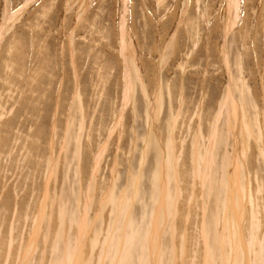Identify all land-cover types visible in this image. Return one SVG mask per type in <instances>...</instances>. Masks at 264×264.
Instances as JSON below:
<instances>
[{
	"label": "rangeland",
	"instance_id": "1",
	"mask_svg": "<svg viewBox=\"0 0 264 264\" xmlns=\"http://www.w3.org/2000/svg\"><path fill=\"white\" fill-rule=\"evenodd\" d=\"M230 1L0 0V264L62 261L79 248L83 214L80 264H119L134 232L125 264H204L203 229L217 244L242 200L234 231L264 239V0ZM126 68L131 99L118 121ZM195 151L212 162L202 185Z\"/></svg>",
	"mask_w": 264,
	"mask_h": 264
},
{
	"label": "bare ground",
	"instance_id": "2",
	"mask_svg": "<svg viewBox=\"0 0 264 264\" xmlns=\"http://www.w3.org/2000/svg\"><path fill=\"white\" fill-rule=\"evenodd\" d=\"M127 2V1H126ZM125 2V3H126ZM230 2H232V4H233V6H235V8L234 9H236L237 10V8H238V0H231ZM229 5V4H228ZM7 6V5H6ZM232 6V5H231ZM8 7H9V5L7 6V8H6V10L8 9ZM127 7V6H126ZM227 8V7H226ZM229 9H230V7H228ZM227 8V9H228ZM228 9V10H229ZM230 11V10H229ZM231 12V11H230ZM232 12H235L234 10H232ZM232 15H234V13L232 14ZM13 16V15H12ZM205 16V15H204ZM230 17H231V14L229 15ZM122 18V17H121ZM11 19V15L10 16H7V14H5V18H4V20H6V21H8V20H10ZM233 19V18H232ZM12 20V19H11ZM234 20V19H233ZM5 21V22H6ZM127 21V20H126ZM233 22V21H232ZM235 23V21L232 23V25ZM6 24L7 23H4L3 25H2V27H1V29H0V41L2 40V36H3V34H4V32H5V27H6ZM125 24H126V22H125V17L124 18H122L121 19V29H120V36H121V44H122V52L123 51H125V50H127V48H128V46L129 45H127L126 47V49H125V45H124V41H125ZM72 43V42H71ZM127 44V43H126ZM71 46V45H70ZM125 49V50H124ZM126 52V51H125ZM122 54V53H121ZM126 54H128V53H126ZM123 57L124 56H126V55H122ZM127 58V57H126ZM127 60V59H126ZM125 60V58H124V61H126ZM126 63V62H125ZM126 65V64H125ZM127 65H128V63H127ZM127 67V66H126ZM124 75V74H123ZM124 78V77H123ZM230 87V86H229ZM131 88H132V83H131V79H130V68L128 69V68H126V72H125V89H124V102H122V104H123V107H122V111H121V113H120V116H119V119H118V121H121L122 119H123V110L127 107V103L130 101V99H131ZM229 89V88H228ZM231 90L232 89H229V93H227V95H226V99H225V101L223 102V104H222V108L221 109H223V108H225L226 107V105H228V104H230V101L231 100H233V97H232V94H231V97H232V99H231V97H230V93H231ZM158 100V99H157ZM230 100V101H229ZM156 102V101H155ZM158 102V101H157ZM232 103V102H231ZM130 104V103H129ZM233 104V103H232ZM152 107V106H151ZM228 107H229V105H228ZM233 107V108H232ZM232 107H230V108H232V109H235L236 107H235V104H233V106ZM153 109L155 108V111H157L156 110V107H155V105H154V102H153V107H152ZM152 110V109H151ZM223 110H225V109H223ZM229 110H231V109H229ZM236 110V109H235ZM221 111V110H220ZM152 112V111H151ZM154 112V111H153ZM152 112V113H153ZM234 112V111H233ZM232 113V112H231ZM150 114V113H149ZM221 114V113H220ZM220 114L218 115V117L220 118ZM234 114V113H233ZM154 114H152V117H154L153 116ZM235 115H237V114H235ZM238 116V115H237ZM156 117V116H155ZM158 117V116H157ZM157 117H156V119H157ZM155 120V119H154ZM261 123V122H260ZM262 124V123H261ZM156 130V129H155ZM237 132V131H236ZM158 134V133H157ZM214 135H215V132H213V134H212V137H211V139H213L214 138ZM160 138V137H159ZM212 141V140H211ZM210 141V142H211ZM54 145V144H53ZM247 145V144H246ZM173 146V145H172ZM239 146V143H237V147ZM104 147V146H103ZM236 147V142H235V144H234V147H233V149L235 150V154H234V156H233V159H235V160H237V158H238V151H236L237 149L235 148ZM166 148V147H165ZM172 148H174V147H172ZM163 149V148H162ZM168 149V148H167ZM194 150H196V147L194 148ZM51 151V150H50ZM162 151H164V150H162ZM198 151V150H197ZM197 151H195V153L196 154H194V156H193V169H194V176H195V178H199L200 180V184L202 183V181H201V179L203 178V176L201 177V175L203 174V171H202V173L200 172V166H203L202 168L204 169V166H205V169H207L206 167H208L209 166V168H210V165L212 164V162L210 163L209 162V165H207L206 166V161L207 160H209L208 159V157H209V151L207 152V154H206V156H205V159L204 160H202V157H203V155H202V157H201V155H199V153L197 152ZM168 152V151H167ZM211 152V151H210ZM240 152V151H239ZM99 153H102V152H100L99 151ZM173 153V152H172ZM172 153H171V151H169L168 152V155L167 154H164L165 156H166V160L163 158L162 159V161L166 164V166H167V163L166 162H168V160H170V158H171V155H172ZM101 156H102V154H100ZM99 155V156H100ZM174 155H175V153H174ZM51 156H52V154H51ZM98 156V155H97ZM97 156H95L94 158H95V160H96V158H98ZM179 157V156H178ZM100 158V157H99ZM174 160H172L173 162L171 163L172 165H174V166H177V155H175V157L173 158ZM200 159H201V161H200ZM54 160V159H53ZM98 160V162H100L99 161V159H97ZM239 161V160H238ZM237 161V162H238ZM95 163L97 162V161H94ZM174 163V164H173ZM208 164V163H207ZM96 165V164H95ZM98 165V164H97ZM241 165V164H240ZM94 166V165H93ZM236 166V165H235ZM234 166V167H235ZM52 168V167H51ZM167 168V167H166ZM239 168H241V167H239ZM98 169V168H97ZM96 169V170H97ZM205 169H204V171H205ZM244 169V168H243ZM167 170V169H166ZM176 170V169H175ZM198 170H199V172H198ZM235 170V169H234ZM163 171H164V168L162 167H160V174H159V177H160V179H158L159 177H156L158 180H161L160 182H161V188L160 189H162V188H165L166 187V183H168L167 181H168V177L170 176L169 174H167V175H165V173H163ZM174 171V170H173ZM236 171V170H235ZM177 172V171H176ZM173 173V172H172ZM174 173H175V171H174ZM173 173V174H174ZM236 173V172H235ZM248 174V173H247ZM176 175V174H175ZM228 175V174H227ZM235 175V174H234ZM233 175V176H234ZM92 176V175H91ZM157 176V175H156ZM167 176V177H166ZM174 176V175H173ZM173 176H172V178H173ZM226 176V175H225ZM239 177V176H238ZM242 176L240 175V178H241ZM168 178V179H167ZM176 177H174L173 179H175ZM232 178V177H231ZM46 179V178H45ZM204 179V178H203ZM234 179H236V178H233V180L232 181H234ZM176 181L178 180V179H175ZM237 180V179H236ZM235 180V181H236ZM175 181V182H176ZM234 181V182H235ZM238 181V180H237ZM239 181H242V178L239 180ZM245 181V180H244ZM244 181H243V183H244ZM178 182V181H177ZM195 182V181H194ZM264 182V181H263ZM158 183V182H157ZM230 183V182H229ZM232 183V182H231ZM241 183V182H240ZM246 183V182H245ZM256 183V182H255ZM234 184V183H233ZM237 185H238V183H236ZM176 185H177V183H176ZM199 185V184H198ZM202 185V184H201ZM230 185V184H229ZM242 187L243 186H245V185H241ZM246 186H248V188H250L249 187V185H248V183H247V185ZM262 187H261V191H263L264 192V185H261ZM158 187V186H157ZM201 187V186H200ZM168 188V187H167ZM166 188V189H167ZM174 188V187H173ZM237 188V187H236ZM246 188V187H245ZM247 189V188H246ZM225 190V189H224ZM233 190V189H232ZM249 190V189H248ZM168 191H169V189H168ZM167 190H166V193L168 192ZM171 191V190H170ZM179 191V190H178ZM160 192V191H159ZM163 192H165V190L163 189ZM180 192V191H179ZM242 192V191H241ZM244 192V191H243ZM242 192V194L243 195H245V193H243ZM45 193V195H46V192H44ZM165 193V194H166ZM170 193V192H169ZM173 193V192H172ZM232 193H233V191H232ZM234 193H235V191H234ZM233 193V194H234ZM239 194H240V192H238ZM88 194V193H87ZM164 194V195H165ZM171 194V193H170ZM177 194V193H176ZM211 194V193H210ZM247 194H248V192H247ZM234 195H236V198H237V196H238V194H234ZM90 196V195H89ZM202 196V195H201ZM46 197V196H45ZM161 197V196H160ZM159 197V198H160ZM163 197H165L164 199V204H163V201L161 202L163 205H165L166 207H168V211L170 212H172V210L173 209H171L170 210V208L171 207H176V205H174V198L172 199L171 198V196L170 197H167V194L165 195V196H163ZM173 197V196H172ZM177 197H178V195H177ZM218 197V196H217ZM240 197V196H239ZM47 198V197H46ZM104 198V197H103ZM124 198V197H123ZM252 198V197H251ZM121 199V198H120ZM119 199V200H120ZM176 199V198H175ZM233 199V198H232ZM43 200V199H42ZM128 200V199H127ZM226 200V199H225ZM229 200V199H228ZM46 201V200H45ZM45 201H44V203H45ZM124 201H126V200H124ZM124 201L123 202H119L118 203V206H117V211H116V215H118V217H119V219H121V217H122V215H124L125 214V212H126V205H124ZM232 201V200H231ZM234 201V200H233ZM243 201V200H242ZM241 201V202H242ZM42 202V201H41ZM175 202H176V200H175ZM235 202V201H234ZM239 202V201H238ZM237 202V205L239 204V206H236V204L235 205H233V208H235L234 209V211L236 210V213L234 214V218L235 219H232L231 221L229 220L228 222H230V224L229 225H227V226H224V229H230L231 231L229 232V235H226V233L224 232V231H222V227L223 226H221L222 225V223L225 221L224 219L222 220L221 219V221H220V219H217V220H219L220 221V223H221V225L220 224H217V225H220L219 227H218V229H221L220 231H222V232H220V234H218L217 235V238H215V236H213V243L215 242V243H217V244H212V245H210V242H209V239H208V237H207V234L205 233L206 231V229H203V231H202V228H201V231H202V236H203V238H204V245H205V251H204V256H203V263L204 264H212V263H214V261H216V256H217V254H218V257H219V261H220V264H264V239L263 240H261V238L260 237H258L257 238V236L255 235V234H257V233H255V231H251V234H250V236H249V238H244L243 237V234H240V235H238V233H237V231H234L236 228H238V227H236L235 228V226H236V224L235 223H238L239 225H241L240 223L242 222L241 220V218H242V215L240 214L241 212L243 213V211H240V209H239V211L237 210V208H242L241 206L242 205H240V203H238ZM245 202V201H244ZM43 203V202H42ZM121 203V204H120ZM155 203H156V201H155ZM159 203V202H158ZM243 203V202H242ZM42 205V204H41ZM230 205V204H229ZM226 206V205H225ZM43 207H45V206H43ZM42 207V208H43ZM116 207V206H115ZM129 207V206H128ZM177 207H178V205H177ZM177 207L176 208H174V210H173V214H174V212H176L177 211ZM154 208V207H153ZM233 208H231V209H233ZM255 208V210H256V207H254ZM258 208V207H257ZM263 208V207H262ZM122 209V213L121 214H119V211ZM158 209H159V207H158ZM249 209V208H248ZM40 210H44V209H40ZM167 210V209H166ZM254 210V211H255ZM86 211V210H85ZM128 211V210H127ZM233 211V212H234ZM254 211H252V213L254 214ZM158 212V211H157ZM160 212V211H159ZM232 212V211H231ZM232 212V213H233ZM164 213H165V211H164ZM179 213V212H178ZM256 213H257V211H256ZM256 213H255V215H256ZM130 214V213H129ZM154 214V213H153ZM167 214H169V213H167ZM226 211L224 212V215L226 216ZM258 214V213H257ZM38 215H40V214H38ZM37 215V216H38ZM115 215V216H116ZM156 215H157V213H156ZM160 215V214H159ZM165 215H166V213H165ZM83 216H84V214H83ZM83 216H80L81 217V219H76V223H77V225H78V236H77V241H76V245H77V247H79V248H77V250L73 253V252H71V254L67 257V252H66V254H65V257L63 258V260L62 261H59L57 264H80V258H81V252H78V251H80L81 250V247H83L84 246V243L82 242V240H81V238H82V236L81 235H83L84 236V234L88 231V229L86 228V226H88V224H87V221H86V219L83 217ZM167 216V215H166ZM170 215H168V217H169ZM40 217V216H39ZM38 217V220L40 221L41 220V217H43L42 216V214H41V217L39 218ZM79 217V218H80ZM163 217V216H162ZM222 217V216H221ZM254 217H256V216H254ZM225 218V217H224ZM124 219V218H123ZM155 219V218H154ZM153 219V220H154ZM236 219H238V221H236ZM126 220V219H125ZM152 220V221H153ZM156 220H157V217H156ZM155 220V221H156ZM216 220V221H217ZM256 220V219H255ZM129 221V220H128ZM149 221V220H148ZM152 221L150 222L151 224H150V227L152 226ZM163 221V220H162ZM165 221V220H164ZM206 221V220H205ZM227 221V220H226ZM226 221H225V223H226ZM235 222V223H233V222ZM117 222H119V220L117 221ZM117 222H114V225L115 224H117ZM203 222V221H202ZM249 222V221H248ZM64 223V222H63ZM89 223V222H88ZM127 223V222H126ZM155 223V222H154ZM173 223V222H172ZM251 223V222H250ZM61 224V223H60ZM163 224H164V222H163ZM38 223H37V228H36V230L38 231L39 229H38ZM40 225H41V223H40ZM114 225H113V227H114ZM119 225V224H118ZM205 225V224H204ZM124 226H126V225H124ZM155 226V225H154ZM157 226H158V224H157ZM234 226V227H233ZM257 226V225H256ZM112 227V228H113ZM149 227V228H150ZM156 227V226H155ZM206 227V226H205ZM232 227V228H231ZM240 227V226H239ZM259 227V226H258ZM115 228H117V227H115ZM115 228H113L114 230H115ZM125 228V227H124ZM152 229H153V226L151 227ZM257 228V227H256ZM260 228V227H259ZM120 229V228H119ZM151 229V230H152ZM160 229V228H159ZM131 230V229H130ZM243 230V229H242ZM93 231V230H92ZM159 231V230H158ZM229 231V230H228ZM113 232V231H112ZM141 232V231H140ZM153 232V231H152ZM156 232V231H155ZM227 232V231H226ZM36 233V232H35ZM135 233V232H134ZM134 233H132L130 236H129V234H128V238H127V245H125V243H126V238H124L123 236V242H122V238H120V240H121V242L123 243L121 246H119L118 248H119V250L121 249V251H122V247H123V252H122V254H120V253H118V256H119V254H120V257H119V259H118V261H117V263H119V264H125V260H126V255H125V252H128L129 250H131L132 249V247H131V245H132V239L134 238ZM110 235L112 234V233H109ZM146 234V233H145ZM139 235V234H138ZM117 236H118V234H117ZM155 236V235H154ZM157 236V235H156ZM227 236H231L232 237V239L230 238V243L232 244V247H231V250L232 251H234V253H233V257H231L230 258V256L228 255V253L227 252H229V251H225V249H224V246L226 245V242H227V240H228V238H226ZM108 237V236H107ZM112 241L114 240V235L112 234ZM84 238V237H83ZM119 238V237H118ZM143 238H144V236H143ZM233 238H235V239H233ZM37 239V238H36ZM158 239V238H157ZM115 240H117V237H116V239ZM119 240V239H118ZM210 240H212V238L210 237ZM106 241H109L110 242V244L107 242V245H105V248H110L113 244L111 243L112 241H111V239L109 238H107L106 239ZM146 241H148V240H146ZM150 241V240H149ZM153 241V240H152ZM151 241V242H152ZM184 241H185V239H184ZM117 242H119V241H117ZM160 242V241H159ZM32 243V242H31ZM83 243V244H82ZM155 244H156V242H154ZM74 244V243H73ZM106 244V243H105ZM115 244V243H114ZM161 244V243H160ZM94 245V244H93ZM151 245V244H150ZM73 246V245H72ZM115 246V245H114ZM116 246H117V244H116ZM149 246V245H148ZM257 247V249H256V247ZM113 247V246H112ZM159 247V246H158ZM213 247V248H212ZM32 248V247H31ZM156 248V247H155ZM226 248V247H225ZM104 249V248H103ZM116 249L117 248H115V251H116ZM227 249V248H226ZM139 250V249H138ZM158 250H159V248H158ZM163 250V249H162ZM166 250V249H165ZM249 250V251H248ZM132 251V250H131ZM149 251V250H148ZM184 251V250H183ZM183 251H182V253H183ZM232 251H231V253H232ZM25 252V251H24ZM23 252V253H24ZM26 254L28 253H30V252H28V251H26L25 252ZM73 253V254H72ZM103 253H105V255L106 254H109L110 252H109V250L108 249H105V252L103 251ZM130 253H132V252H130ZM25 254V255H26ZM115 254V253H114ZM114 254H113V252H112V257H114ZM147 254V253H146ZM223 254H227L228 256H224ZM249 256H248V255ZM153 255V254H152ZM174 255H175V253H174ZM24 256V255H23ZM28 256V255H27ZM104 256V255H103ZM129 256V255H128ZM231 256H232V254H231ZM21 257V256H20ZM148 258L150 257V256H147ZM158 257H159V255H158ZM23 259H24V257H22ZM27 258V257H26ZM130 258V257H129ZM142 258H144V257H142ZM141 258V259H142ZM54 259V258H53ZM127 259H128V257H127ZM150 259V258H149ZM124 261V262H121V261ZM87 261H88V259H87ZM87 261H86V264H87ZM120 261V262H119ZM148 263H149V261H148ZM165 263V262H164ZM82 264V263H81ZM131 264V263H130ZM151 264H153L152 262H151ZM174 264V263H173Z\"/></svg>",
	"mask_w": 264,
	"mask_h": 264
}]
</instances>
